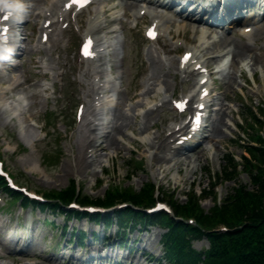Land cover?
Returning a JSON list of instances; mask_svg holds the SVG:
<instances>
[{
	"label": "rangeland",
	"instance_id": "1",
	"mask_svg": "<svg viewBox=\"0 0 264 264\" xmlns=\"http://www.w3.org/2000/svg\"><path fill=\"white\" fill-rule=\"evenodd\" d=\"M115 1V4H104L105 8L114 5L111 12L106 16V20H114V26L119 27L117 30V38L120 41L122 40L120 43L122 49H120L115 62L118 64V71L122 75L123 87H121L118 93V101L120 103L117 102L114 107L113 123L117 121L120 113H127L131 116L135 112L140 114L136 120L134 119V125L125 127L124 131L127 132V136L123 138L121 134L118 135L121 142L120 150L108 147L99 151L94 159L89 157L88 161H84L81 165L77 164V143L80 142L81 129L86 130L87 128L84 125H80L83 119L76 118L75 110L80 102L83 103L85 101V94L91 91V85L76 83L74 80L80 78L81 80L87 79L82 73L89 66H96L97 63L92 62L89 64L88 61H83L80 58L77 44L81 37V32L78 30L79 24L75 21L74 16H71L72 23L65 29L62 27L63 22L58 23L59 27L64 31L61 33V39L58 42L61 50L60 60L63 66H58L57 70L59 74L55 78L53 77L54 71L48 67V64L52 63L55 65L58 52H54L51 56H48L44 51H40V49L39 51L32 49V46H38L37 42L41 35L40 29L44 19L43 6L41 5L39 9H34L33 11L34 15L31 21V29L36 35L27 41L28 49L23 55L25 63L15 68L14 72L11 70L6 74L0 73V91L2 90L1 86L5 87L6 85L1 82L2 77L7 78L19 71L22 74L20 78L21 85L14 88V91L17 93L20 90H26L30 93L28 98L23 99V101L19 100L21 102L20 106L24 110L27 109L25 112L27 117L24 122H21L16 116L13 117V113L5 109V103H2V100L10 97L12 93L6 95L0 93L1 158L5 159V168L10 171L19 184L28 186L41 194L49 191V189L60 190L61 188H65L69 186L71 179L75 178L88 193H91L93 196H102L107 187L106 184L99 185V181L102 178H106L121 185L130 183L137 190L143 184L150 181L160 187V192H176L175 196L180 198L178 201L184 202L186 200L184 195H182L184 192H188L194 188L200 191L202 187L213 182L214 179L216 180V175L223 169V159L227 152H234L235 154L243 152L238 146V135L241 133L239 126L242 122L239 113L246 115L241 124L243 129L246 130L248 126H251V121L247 119L250 105H257L258 102L264 100V37L255 40V44L253 41H249L252 45L242 59H235L232 55L228 54L224 57V59H230L231 57L233 60L232 66L229 69L236 81L233 87L228 86L224 79H218L217 81L222 86V93L219 95V98L227 108L224 114L225 125L223 127L225 136L216 137L213 143L214 145L211 148L208 147L205 149V155L195 167L194 175L189 173L185 166H183L181 173H177L176 166H173L167 175H163L162 170L159 174L154 175L152 171L157 169L159 165L155 161H151L154 163L153 166L150 164L151 152L149 150H136L130 141L136 139L142 140L149 135L152 136L156 132V129L152 126L154 122L159 124L161 128H165L169 124H173L174 120L178 122L183 120V116H179L172 108L171 102L157 108L153 113L142 119L143 113L146 112L148 106H154L157 99H159L158 94L164 96L165 94H171L174 90L175 98H179L183 96L181 93L186 92L190 88L191 83L182 81L180 75L174 79L173 74L167 76L171 84V87L167 88L166 84L163 83V78L166 77L167 71L173 69L174 64L178 66L180 52L188 47H193L200 40L204 41L205 44H210L213 37L218 38L220 35H223L228 41L224 47L225 51L229 49V43L231 44L233 41L244 45L247 41L243 40L240 34L246 27L252 28L255 25L253 22L256 18L255 14H250L253 18H249L247 24L242 23L243 25L241 24L240 26H237V24L236 26L229 25L228 27L221 28L213 27L210 30V37L203 34L200 35L201 33H199L198 38L192 31L185 33V29L180 27L183 22L190 21V19H186L182 14H175L174 11H171L168 13L170 17H173V23H167L168 28L171 30V35L168 34L167 29L159 41L146 42L143 28L144 24L150 21L144 18L136 19L132 10L130 11L124 8L121 0ZM126 11L130 13L129 16L123 15ZM259 11H263V9H259ZM87 15L88 12L86 11L79 18H83L85 23H87ZM245 21L244 19L243 22ZM137 22L138 24L135 26ZM203 27L205 31L208 28L206 25H203ZM123 31L125 34L124 41ZM172 36L174 37L172 38ZM166 43L169 47L168 52L162 48V45ZM47 44H50V41ZM122 53H124V57H122ZM249 54L255 57L259 56V59H261L253 68L245 65L250 59ZM45 62H47V68L44 67ZM152 70L157 71L161 75V78L156 82V90L151 93H146L148 90V82L152 81L150 80ZM248 70L249 73L255 74L259 82L254 84L250 80L251 74L248 73ZM242 73L244 74L243 77H241ZM86 99H90V97ZM137 101H141V104L135 109L133 105ZM62 107L63 113L58 112L56 115L50 114L51 110L61 109ZM147 120L150 124L149 128L147 131L139 134L138 126ZM49 122L53 123L55 127L49 133L51 135L53 132L52 136L46 137L44 132L46 131L47 133V130L50 128ZM133 129H137V133H133ZM251 134H255V130ZM137 159L140 161L141 169L131 177L130 173L132 169L128 168L127 163H132V161L133 163H137ZM104 169L108 172L107 175H105L106 171L103 172ZM239 177L243 181H247L248 179L244 173H241ZM176 180H178L177 183ZM233 186L234 182H225L218 187V192L221 196H225ZM4 193L0 189V198L3 202L0 205L6 203L5 208H0V213L3 214H0V217L3 218L7 215L5 212L6 209H14V213H17L21 205L17 197L10 199L12 194L5 196L6 193ZM159 196L168 197L163 192ZM214 201L213 196L207 197L202 202L200 201L201 203L196 201L194 212L202 211L205 216H211ZM237 205L240 208L242 204L237 203ZM230 206L228 212L225 213L226 219L237 224V222L241 221L237 212L238 209L232 205ZM30 211L34 213L36 218L41 220L40 225H43V228L47 230V234L51 237L48 241H42V244L46 243V247L49 250V253L47 251L44 252L47 253L48 258L53 249H61L63 246L64 241L59 242V236L56 233L62 229L64 222L68 223V229H71V226L74 225L78 230L84 231H89L93 227L98 228L102 225L94 224L87 218L68 219L62 211L57 212L52 211V209L46 210L36 207L22 208L24 215ZM11 214H13V211ZM14 216L16 215L14 214ZM44 218L48 219L47 224L43 223ZM213 220L216 222V225L220 223L215 219ZM213 220L211 219V221ZM215 224L214 226H216ZM151 230L149 234L151 240L148 243V247L150 249L155 248L157 252L164 242L162 241V236L165 230L156 226H152ZM207 245L206 240H197L194 242L193 248L200 249ZM3 256L4 260H1ZM47 257H42L41 264H56L53 261H49ZM11 258L9 259V254L6 252V249L3 248L1 250L0 248V264H30L24 258H19L17 260L19 262L15 261L16 258ZM161 264L170 263L165 262Z\"/></svg>",
	"mask_w": 264,
	"mask_h": 264
},
{
	"label": "bare ground",
	"instance_id": "2",
	"mask_svg": "<svg viewBox=\"0 0 264 264\" xmlns=\"http://www.w3.org/2000/svg\"><path fill=\"white\" fill-rule=\"evenodd\" d=\"M33 3L30 2H26L30 4L28 7H31L33 5L35 6H40L41 4H46L47 6L45 7V9L43 11H45L46 14V19H50V17H53V15L58 11V13H60V15L62 14V11L59 9V2L61 0H32ZM66 1V0H65ZM64 1V3H65ZM144 1L145 3L141 2ZM50 5V6H49ZM144 5V6H142ZM126 7L129 8L130 10L132 9L133 11L138 10L139 8L145 7V16L144 18H152L153 22L155 20H157V18H159V21H163L164 17L162 15V13L159 11L158 7L155 6V0H126ZM9 11L12 14L15 15H19V11L16 7H10L8 8ZM108 11V10H105ZM149 19V18H148ZM166 21H168V19H165ZM197 21V20H196ZM198 21H202V20H198ZM197 21V22H198ZM158 23V22H157ZM259 25H257V27L255 26L254 29H252V31L248 32V35L253 39V40H258L259 38H263L264 37V21L259 22ZM182 27H184L186 30H192L193 32L199 33V31L201 30L199 25H195L192 23H187V24H183ZM101 26L98 25L97 27H95L94 29L96 31H98V29H100ZM57 29V28H55ZM203 33H205L204 31H201ZM51 33V32H50ZM58 40H59V36L55 37L53 44H51L52 46L49 48L50 51L57 49L58 48ZM227 39L223 36H221L220 39L214 40L212 41V43L209 46H203V47H199L201 46V44H198L197 47L200 49L201 52H203V55L206 57L205 59H201V60H196V62H193V67L191 68H181V61L179 62V66L178 67H174L173 69L177 72L174 73H180L181 77L183 80H190L191 79V83L194 85L193 88L197 87L198 85H200V80H198L197 82H195V78L197 75H199V72L195 71V65L197 63H200L202 61V65L205 66L207 65L208 67H211L212 64L218 63L220 61V59L226 54L224 53V47L227 43ZM166 47V45L164 46ZM196 47V48H197ZM197 48V49H198ZM198 49V50H199ZM248 47H246V45H240L237 43H233L232 48L229 49L228 52H231L232 55L234 56V58L236 59H241L247 52ZM190 50V49H188ZM203 50V51H202ZM227 52V51H226ZM200 55V53H195V56ZM249 57L253 60H258L259 58L253 55H249ZM197 58V57H195ZM207 62V63H206ZM58 64L61 63L60 60H58L57 62ZM206 63V64H204ZM102 69H98L97 71L94 72H89L86 73V77H88V80H90V84L92 85V87H94L93 89V93L95 94L93 96V99L96 100L99 97V93H101V90L103 89L102 84L98 83L97 80L102 78ZM171 69L169 71H167V75H165L166 77L163 78V83L166 84L167 88L171 87V84L167 78V76L171 73L170 72ZM204 74H202L203 76ZM223 77L225 78L230 86L233 85L234 83V79L233 76L231 74L228 73H222L221 74ZM93 76H95L96 78H93ZM161 78V75L159 73H157V71L152 70L151 72V76H150V80L148 82V90L146 91V93H151L154 92L156 90V82ZM95 79V80H94ZM10 86L11 85H16L18 84V80L17 77L13 76L10 79ZM199 95V94H198ZM165 98L161 97V101H163ZM168 102V100H167ZM141 101H137L135 102V104L133 105V108L136 109L137 106H140ZM143 104V103H142ZM89 105L86 103L85 107L83 108L85 115L90 112V114L92 113L93 118L88 120V124H93L91 125V127L87 130L88 133H85L84 135H82L80 142H78V151L76 154V159H77V164L81 165L84 161H87V158L89 156L92 155V153H96L98 150H103L107 147H111V148H115L117 150H120V139L118 138V134H123L124 136L127 135V133L124 131L125 126H132L134 124V119L136 120V118L138 117V114L135 113L133 116L128 115L127 113H120L118 115L117 121L113 124V126L111 127V129L109 130L110 132L105 135L106 137L103 138L102 141L97 142L98 136L99 137H103L100 136L99 134H97L96 130L98 129L97 125L95 124V118L97 116V112L96 110H94L92 108V104L90 105V108H88ZM219 111L216 112V118L212 124V129L211 132L209 134L208 137H206V139L204 140L203 144H198L197 147L193 148V150H191V152H188L187 154H182L181 158L174 160L175 163L171 162L172 161V157L169 154V152H173V153H178L181 149L182 146H184L185 144H187L189 142V138L188 140H184L183 143L181 144H174L173 143V139H179L180 137H175L177 133H179L181 131V129L187 130L189 131V128L186 124H180V126H171L169 125V127L167 128V130L161 129L158 126V133L154 134L151 137H149L150 139H148L146 142H139L137 141V144L139 147L144 148H150L153 149V153H152V158L155 163L157 165H159V167L155 170L152 171V174L157 175L161 172H163V175H167V173H169L171 171V167L172 164L173 165H177V172L180 173L182 171V167L185 166V168L192 174L194 175L195 173V166H197L198 162L200 161V159L202 157H204L205 152H206V147H208L206 144H210L211 142H214L216 137L219 136H225V131H224V124H225V109H223V105L219 107L218 109ZM153 111V108H149L146 113L145 116H147V114L149 115L151 112ZM133 117V119H132ZM99 124V123H97ZM148 127V123L144 124L143 126H139V128L141 130H146ZM95 131V132H94ZM174 137L172 140L171 138ZM219 141V140H218ZM150 164L153 166V162H150ZM165 164V166H163ZM178 180H176L177 183Z\"/></svg>",
	"mask_w": 264,
	"mask_h": 264
},
{
	"label": "trees",
	"instance_id": "3",
	"mask_svg": "<svg viewBox=\"0 0 264 264\" xmlns=\"http://www.w3.org/2000/svg\"><path fill=\"white\" fill-rule=\"evenodd\" d=\"M263 141L261 138L259 139ZM251 155L254 159L260 162L259 165L253 166L256 171L251 174V179L254 183V188L247 190L245 186H240L234 194L224 199L223 204L212 208L211 216H205L202 211L197 212L195 210L197 198H189V201L182 204H176V213L180 215H192L196 217L197 221L203 225L215 224L213 219L224 223L230 227L229 231H207L203 232L201 229L192 228L186 223L181 221H175L169 216H164L167 220H170L171 229L173 234L171 240L176 242L175 248H179V251L184 253L185 247H181V244L189 242V234H201L204 233L211 240V246L206 252L194 253V259L197 260L204 256V259L209 264H264V146L260 147L255 145H247ZM230 165L232 160L228 158ZM246 164H250L253 161L246 159ZM232 167L226 168V175L231 174ZM234 168V167H233ZM113 193V192H110ZM143 191L141 194H133L126 192L125 199H131L135 203L149 204L153 200L151 192L149 194ZM74 194L72 192H62L58 194L59 200L66 201ZM146 194V195H145ZM107 203L113 202L116 199L113 198V194L107 195ZM258 198V199H256ZM83 201H87L83 199ZM105 202V203H106ZM200 203V201H199ZM237 203L242 204L240 208ZM232 205L238 209V215L241 221L234 224L231 220L226 219L225 213L228 212ZM194 212V213H193ZM159 218V217H158ZM211 219L213 221H211ZM239 219V220H240ZM216 225V224H215ZM237 227V228H236ZM209 229V228H208ZM186 257V256H185ZM185 257H182L184 259Z\"/></svg>",
	"mask_w": 264,
	"mask_h": 264
},
{
	"label": "snow or ice",
	"instance_id": "4",
	"mask_svg": "<svg viewBox=\"0 0 264 264\" xmlns=\"http://www.w3.org/2000/svg\"><path fill=\"white\" fill-rule=\"evenodd\" d=\"M84 2L86 3L87 0H84ZM149 35H152V36L155 35L154 26H153V28L149 29ZM91 44H92L91 38H88V40H87V42H86V44H85V50H86L87 54H89V55H92V54H93V53L91 52ZM205 92H206V90H205ZM195 119H196L197 122H198V121H199V116L197 115V116L195 117Z\"/></svg>",
	"mask_w": 264,
	"mask_h": 264
},
{
	"label": "clouds",
	"instance_id": "5",
	"mask_svg": "<svg viewBox=\"0 0 264 264\" xmlns=\"http://www.w3.org/2000/svg\"><path fill=\"white\" fill-rule=\"evenodd\" d=\"M6 7H9L8 5H6Z\"/></svg>",
	"mask_w": 264,
	"mask_h": 264
}]
</instances>
